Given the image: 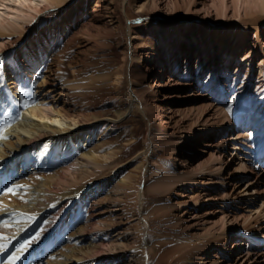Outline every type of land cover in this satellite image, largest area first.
Masks as SVG:
<instances>
[{
    "label": "bare ground",
    "instance_id": "1",
    "mask_svg": "<svg viewBox=\"0 0 264 264\" xmlns=\"http://www.w3.org/2000/svg\"><path fill=\"white\" fill-rule=\"evenodd\" d=\"M93 2L91 10L86 11L81 9L79 0H0V216L5 217L9 225L8 227L5 223L6 232L0 233V246H7L4 252L0 253V264H4L7 257L16 252L22 244L21 238L34 232L40 223L44 222L45 225L40 229L39 238L46 240L48 237L45 236L53 233L49 238V241H52L79 212L84 215L82 226L78 228L79 234L74 237L72 244H65L66 250L56 257L50 256L52 260L46 264H135L138 259H142L144 264H156L152 261L148 245L140 244L139 247L131 248L120 246L126 234L121 233L119 223L126 209L114 200L115 192L111 190L115 189L109 187L110 177L96 175L83 181L81 179L84 174L81 166H91V161L95 158L92 151L83 145L79 135H89L93 131L97 132L99 128L95 121H85L83 126H79V131L82 132L78 135L76 127L81 121L79 112L73 107L79 96L76 89L66 84L65 76L78 72L77 64L82 58L80 51L87 55L86 51L94 50L96 46L104 51L111 43L106 41L97 45L92 39L80 37L84 42L81 45L79 43V49H76L72 36H77V32L82 28L107 29L113 33L114 28L110 27V21L105 20L103 11L108 4L114 6L116 0ZM122 2L124 13L130 18L132 15L128 13L127 7L131 0ZM149 2L152 13L158 18L161 34H157L163 37V42L158 47H144L145 51H135L131 34L136 32L137 26L133 23H128L124 31L119 30L113 42L120 52L124 68V74L114 78V86L127 88L130 109L137 105L143 114L148 115L149 140L141 153L148 161L157 157L160 161L158 173L154 175V172L150 171L140 189L137 188L138 192L133 199L137 212L132 219L147 224V220L142 216L146 189L163 192L168 194L167 197H182V191L191 188L186 187L185 182H188L198 186L195 188L197 191L185 193L187 198L174 201L176 211L171 216L175 222L184 224L182 230H191L193 228L184 217L185 213H189L190 217L203 219V222H209V213L214 209L197 213L195 203H199L202 196L217 189L220 198L225 200L224 204L220 205L219 219L205 224L204 229L203 223L200 225L202 227L189 239V252L184 253V260L180 264H264V245L258 248L254 243L256 227L260 231V237L264 238V224L259 220L254 226L250 225V228L244 229L243 235L232 240L229 247L222 242L215 252L214 249L206 248L209 241L198 240L205 235L214 236L215 223L220 225L223 233L226 228L233 229L239 216L246 219L250 215L245 211L252 204L256 203L259 214L264 217V185L254 187L251 194L253 196L247 201L242 194L250 193L249 187L256 186L257 177L233 178L232 169H229L232 164H236V171L239 170L243 174L252 172L256 160L252 159L243 147L251 146V139L255 136L258 140L254 142V146L258 148L256 156L260 159L264 155V140L261 139L264 137V123L259 120L264 114V109L258 118L251 120L252 125L261 122L260 129H252L255 131L254 136L246 134L247 130L229 126L233 118L241 116V121H250L254 113L264 108V0ZM95 5L100 8V13L96 15ZM67 6H70L69 10ZM166 8L167 13L163 11ZM51 11L54 13L43 23L42 19ZM59 13L66 14L59 19ZM189 17H192L193 25H190ZM213 21L220 24L224 22L232 33V36L229 34L225 37L222 45L216 37L218 32L210 31ZM61 30L64 32L61 33ZM169 30L182 31L186 39L182 41L177 36L171 39L167 36ZM223 32L224 30L222 35L225 34ZM187 34L204 42L210 50L199 49ZM214 45L220 47L219 57L214 67L209 72H204V63L212 58ZM67 49L71 54L64 52ZM194 49L198 50L195 61L185 62L184 72L176 75L175 72H180V68L175 71L180 54L185 51L188 59ZM150 54L154 57L152 61L141 62V55L147 57ZM237 58L245 59L248 66L237 65ZM255 61L258 72L249 68ZM232 65L235 66L234 71H231ZM150 70L155 71L154 79L159 80V83L154 84L155 87L167 83H182L187 89H192L202 81L194 94L209 93V100H200L194 105L200 108L201 112L191 118L185 132L180 129L183 127L180 118L172 122L177 109L170 108V103L166 100L168 97L179 95L174 94V91L166 95L165 91L154 88ZM36 72L42 75L43 80L37 81ZM138 75L148 81L146 86L137 84L135 78ZM253 77L256 78L254 81ZM56 94L61 98H55ZM229 94L231 95L226 103L225 98ZM43 99H46L48 104ZM147 100L159 107L156 113L146 111L143 103ZM218 101L225 102L226 105L220 107ZM229 104L232 106L231 115L227 111ZM21 109L28 111V114L21 112ZM208 109L212 110L211 114L219 110L224 118L222 124H216L213 128L216 119L208 116ZM47 119L56 122L62 120V123L66 122L67 125L58 126L46 121ZM162 125L165 128L161 132L154 129V126ZM203 131H206L203 141L207 142L202 141L201 145L208 146L205 151L209 157L203 161L200 159L201 162L197 163L196 157L193 159L191 155L192 152L184 151L182 147L190 145L195 146V150H200L194 144L198 142V133ZM208 131L211 133L207 134ZM185 134H188V140H185ZM160 144L163 147L161 152L157 150ZM30 163L32 166H28ZM56 166L57 170L54 168ZM30 169H46L48 172H55L56 177L63 182L75 178L80 183L73 192H62L61 188L52 189V185H43L41 180L35 188L30 187L28 191H23L24 200H16L12 193L10 197H6L5 192L1 193L3 185L11 178H24ZM204 169L206 171L202 172ZM145 170L147 174V168ZM115 179L119 181L118 177ZM239 179L242 181L241 187L233 193L235 182ZM210 186L219 188L213 190ZM20 192L22 190L16 193ZM51 194L55 196L49 201L47 198ZM188 202L193 203L192 206H183ZM245 203L247 204L244 205ZM231 207L236 208L238 214ZM105 211L111 215V222L101 221ZM246 223L252 224L250 220ZM37 243H32L16 264H42L32 262L35 255L33 248H43L42 244ZM230 249L233 251L230 252ZM41 253L42 250L39 254Z\"/></svg>",
    "mask_w": 264,
    "mask_h": 264
},
{
    "label": "rangeland",
    "instance_id": "2",
    "mask_svg": "<svg viewBox=\"0 0 264 264\" xmlns=\"http://www.w3.org/2000/svg\"><path fill=\"white\" fill-rule=\"evenodd\" d=\"M79 1L82 7L81 9H86V11H90L92 8V4L94 3L93 0ZM150 3L151 2H149V0H131L130 5H128L127 7L128 13L132 15L129 18L124 13L122 0H116L114 6L113 4H108L107 8H105V10L103 11V14L105 15V20L110 21V27L114 28L113 33H110L107 29L87 30L82 28L80 31L77 32V36L73 35L72 41L75 45L74 48L76 49H79V43L81 45L84 42L83 39H81L80 37L92 39L96 42L97 45L106 41H110L111 45L107 46L104 51H101L99 47L96 46V49L86 51L87 55H84V52L80 51L82 58L81 62L77 64L78 72L75 75L69 73L67 76H65V82L67 85L76 89V94L79 96L78 102L75 103V107H73L76 108V111L79 112V117L81 121L77 124L78 127H76L78 128V135L82 132L79 131V126H83L82 124H85V121H95L99 128L97 132L93 131L89 135H79V138L83 145L92 151V154L95 158L94 161H91V166H81V170L84 171V174L81 179L83 181V179L94 178L96 175L110 177L109 180H111V185H109V187L115 189L111 190L115 192L114 200L119 203L120 206L126 209L124 214L120 217L119 223L121 226V233L125 232L126 234L120 246L123 248H131L139 247L140 244L148 245L151 249L150 254L154 263L180 264L184 260V253L189 252L188 246L191 243L189 239L194 237V232H196V230L202 227L200 226L202 225V223L204 225V229L205 224L214 222L215 220L219 219L221 213L219 211L221 208L220 205L224 204L225 200L220 198V193L217 191V189L214 190V188H219L218 186H210L209 188L213 189L214 191L212 193L207 194L206 196H202L200 198L199 203L196 204L194 202L197 213H201L209 209H214V211L209 213V222H203V219L200 218L190 217L188 216L189 213L186 212L184 217L188 219V222L191 223V228H193L191 230H188V232L186 230L181 229L184 224L180 222H175L171 216L176 211L174 209V201L181 198H187L185 193H195L197 191L195 188H197L198 186L191 185L190 183L185 182L186 187L191 188L182 191V194H184L182 195V197H180V195H173V197H167L168 194H165L163 192H157L152 188H148L146 189L145 203L143 205L142 212V216L147 220V224L144 225L142 221L132 219L135 216V213L137 212V209H135V205L133 202V199L135 198L138 192L137 188L140 189V186L143 185V182L145 180L144 178L149 177L150 171L154 172V175L158 173L157 168L159 167L158 165H160V161L158 157L157 159H150V161H148L146 157L141 153L145 144L149 140L148 133L150 131V124L148 123V115L143 114V112H141L140 108L137 107V105H133L130 109L127 88L120 86L116 88L114 86V78L118 75L124 74V68L120 60V52L118 48L114 46L113 42L114 38L118 34V31H124L127 28L128 23H133L137 26L136 32L131 34V37L134 38L133 44L136 49L135 51H145L143 49L144 47H158L159 44L163 42V37L157 34H161V28L159 26L156 14L152 13L150 9ZM67 8V10H69L70 6H67ZM94 9H96L94 13L95 15L100 13V8L97 5H95ZM163 11L167 13L168 8H166V10L164 9ZM77 12L82 13L81 10H77ZM52 13L54 12L51 11L47 16H45L42 19V22L44 21L43 23H46L49 19L48 17ZM65 14L59 13V19H62ZM180 16H182V14ZM111 17L113 19H110ZM189 18L190 25H193L192 17ZM227 28L229 27L224 22L220 24V22L213 21L211 24L210 31L213 33L214 30L219 33L216 34V37L217 40L220 41L221 45L224 44L225 37H227L229 34L232 36V33H230V30H228ZM223 30V33L225 34L222 35L221 33ZM60 32L62 33L64 31L61 30ZM167 36L171 39L176 38L177 36L182 41L186 39V36L182 33V31L174 32L173 30H169L167 32ZM187 36L195 46L199 47V49H204L208 51L210 50L206 47L204 42L200 40H195L194 38L189 37L188 34ZM197 51V49L192 50V54L190 57H188V59L186 58L185 51L180 54L178 63L175 67V71L176 69L180 68V72H175L176 75L182 74L184 72L185 62L189 63L195 61ZM219 51L220 47H216L214 45L212 58L208 59V61L204 63V72H209L214 67V63L219 57ZM64 52L66 54H71V51L68 49ZM88 55H91L90 58H86ZM153 58L154 57L152 54L148 55L147 57L145 55H141L140 57L141 62H146L147 60L152 61ZM256 62L257 61H255L254 64H252L251 66L249 65V68H251L255 72H258L259 69L257 67ZM235 63L241 67L248 66V63L245 61V59L242 60L240 58H237ZM232 67L233 68L231 71H234L235 66L232 65ZM37 73L38 72L35 73V76H37ZM150 73L153 78V85L159 83V80L157 78L154 79L155 71L150 70ZM255 79L256 78L253 77V81ZM10 80H12L11 77ZM39 80H43L41 74L37 76V81ZM135 80L137 84L141 87H144L148 84V81L144 80L140 75H138ZM201 83L202 81L198 82L192 89H187L186 85L182 83H176L173 85L167 83L156 87L154 85V88H158L162 91H165L166 95L171 94V92L173 93V91L174 94L176 93L177 95H179L168 97V99L166 100L170 103V108L177 109V112L175 113L172 122H175L176 118H180V124L183 126H181L182 128L180 129L183 132L188 129L187 124L191 121V118L197 116L198 113L201 112L200 108L194 107V105H197L200 100H209V93L194 94V92L196 91L195 89L199 88ZM12 84L13 83H10V85ZM158 94L156 93V95L159 97L160 95ZM230 95L231 94L227 95V97L225 98L226 103L228 102ZM57 97L61 98V96H58V94H56L55 98ZM43 101L47 103L46 99H43ZM226 103L218 101V105L220 107H224ZM143 106L146 107V111L148 113H156L157 109L159 108L154 105L151 100H147L146 102H144ZM263 109L264 108L262 107L260 112L258 111L254 113L253 115L255 117L251 116L250 121H247V119L246 122L241 121V116L233 118L232 122L229 123V126H232L234 128H241L242 131L247 130L246 134L254 136L255 131L252 129H257L259 128L261 122L264 123V114L262 117H260L259 120H261V122L259 124L252 125L253 123L251 122V120L258 118L263 112ZM208 110H210L208 112V116L211 115L213 116V120L216 119V122L214 123V125H212L214 128V126H216V124H220L224 120V118L221 117L219 110L213 111L212 114L210 113L212 110ZM20 111L28 114V111L26 110L21 109ZM32 117L39 119V117L37 116ZM188 117H190V119ZM46 121L54 123L58 126L67 125L66 122L62 123V120L60 122H56L47 119ZM235 122H237V124ZM154 127V129L159 130L160 132L165 128V126L163 125ZM205 133L206 131L199 132L197 139L198 142L194 144L196 145V147L198 146L200 150H195V146L191 147L190 145L182 147L184 151L190 150L192 152L191 155L193 156V159L194 157H196L195 161L197 163L198 161H200V159H202L201 161H203V159L209 157L208 153L205 151L208 146H205V144L201 145L203 141V135ZM209 133L211 132L208 131L207 134ZM187 135L188 134L184 135L186 136L185 140L189 139V136ZM261 139L264 140V137H261ZM256 141L258 142L257 136H255L254 139H251V146H249L248 148L243 147L244 150L248 151V153L250 154L249 156L252 159L256 160V165L252 169L251 173L243 174L239 170L236 171V164H232L229 167V169H232L233 178H253L255 176L257 177H255L256 181H258L255 184L256 186L251 185L249 187L250 193L242 194V197H245L247 201L253 196L251 194L254 192V187H261L264 185V155L260 159L257 158L256 154L258 148L254 146V142ZM203 142L206 143L207 141L205 140ZM161 145L162 144L157 147V150H159L160 152L163 151V147ZM251 148L252 150H250ZM187 155L190 156L189 153ZM28 166H32V163H30ZM54 168L57 170L58 167L56 166ZM145 168H147V174H145ZM201 171L203 172L206 170L204 169ZM116 177L119 178L118 182L115 179ZM41 180L43 185H52V189L61 188L62 192H73L78 183H80V181L75 178L63 182L59 179V177H56L55 172H48L46 169H30L25 173L24 178H11L9 182L3 185V187L1 188V193L5 192L6 197H10L11 193H8L6 189L13 188L15 192L14 198L16 200H24V192L26 190L28 191L30 187L35 188V185H37ZM241 184V179L235 182L233 193H236L238 191V189L241 187ZM180 187L182 189L184 188L183 185H180ZM19 190H22V192H20V194H17L16 192ZM54 196V194H51L47 199L49 201H52ZM192 204L193 203L188 202L183 206H192ZM246 204L247 203H245L244 205ZM255 205L256 203L246 208L247 211L245 212L250 213V215L246 219H242L244 217L239 216L236 219V224L234 225L233 229L226 228L223 233L220 225L215 223V235H205L198 238V240L202 239L203 241H209V244L206 248L214 249V252L222 242H224L229 247L231 241L234 239H238L241 235H243V230L246 228H250V225L254 226L258 220L261 221L262 224H264V219L260 220L264 217H261V214H259V209L256 208ZM231 208L234 209L233 211H235L236 214H238L236 208ZM238 210L240 211L241 209ZM68 214L69 211L67 212L66 218ZM83 216L84 215L81 212L76 214L73 219H71V221L63 227L62 231L60 232V235H55L52 241H49V238L53 233H51L50 235L47 234L45 236L48 237L46 240L39 238L38 240L33 241V244L39 241L37 244H42L43 248H33L35 251V255L33 256L34 261L32 262H40L42 264H46L48 261L52 260V257L50 256L56 257L63 250H66L67 245L65 244H72L74 241V237L79 234L78 228L82 226L81 223L83 220ZM248 220H250L252 224L246 223ZM101 221L111 222V215L107 211H105L101 216ZM5 223L9 227L5 217L0 216V233L6 232ZM40 224V227L38 226L34 232L24 235L21 238L20 242L23 243L25 240H31L32 237H34L37 233H41L40 229L44 227L45 224L44 222ZM257 228L258 227H256V231L254 233L256 235L254 236V243L259 248L264 245V238L260 237L261 234ZM41 250L42 253L39 254ZM104 250L106 251V247H104ZM231 251H233V249H230V252ZM98 264H101V262ZM135 264H144V262L142 259H138Z\"/></svg>",
    "mask_w": 264,
    "mask_h": 264
},
{
    "label": "snow or ice",
    "instance_id": "3",
    "mask_svg": "<svg viewBox=\"0 0 264 264\" xmlns=\"http://www.w3.org/2000/svg\"><path fill=\"white\" fill-rule=\"evenodd\" d=\"M37 76L39 75V73L36 74ZM227 111L229 112V114L231 115L232 113V106L231 104H229L227 106ZM6 191L8 193H12L15 194L14 189L13 188H7ZM40 237V233H37L34 237H32L31 240H25L22 244H20V246L16 249V252H13L11 255H9L6 259V261L4 262V264H16V262L18 260H21L24 253L27 252L28 248L30 247V245L33 243V241L38 240ZM7 246L3 245L0 246V253H3L5 248ZM17 253H19V255H17Z\"/></svg>",
    "mask_w": 264,
    "mask_h": 264
}]
</instances>
